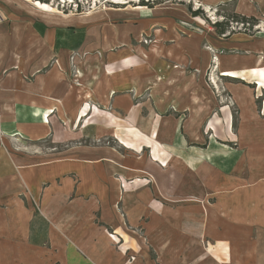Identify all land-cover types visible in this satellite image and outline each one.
I'll list each match as a JSON object with an SVG mask.
<instances>
[{
	"label": "crops",
	"instance_id": "0c3cea01",
	"mask_svg": "<svg viewBox=\"0 0 264 264\" xmlns=\"http://www.w3.org/2000/svg\"><path fill=\"white\" fill-rule=\"evenodd\" d=\"M192 4L264 17V0L68 21L0 0V264H264V33H205ZM47 138L65 148L22 150ZM131 228L154 260L108 236Z\"/></svg>",
	"mask_w": 264,
	"mask_h": 264
},
{
	"label": "rangeland",
	"instance_id": "374dc122",
	"mask_svg": "<svg viewBox=\"0 0 264 264\" xmlns=\"http://www.w3.org/2000/svg\"><path fill=\"white\" fill-rule=\"evenodd\" d=\"M158 0H17V2L30 6L34 10H38V12H43L44 14L47 13V15L54 16V17H63L66 21L72 19V18H78L81 15L82 16H88L91 14H94L96 12H104L107 10H119L122 8H139L141 7L142 3L152 4L157 2ZM160 1V0H159ZM23 2V3H22ZM15 3V2H14ZM7 5V4H6ZM5 7H8V5ZM192 11H195L197 9H201V7H197L195 5H191ZM202 12L197 15L193 16L195 18V23H197V28L201 31H204L205 33L209 32L208 23H215L216 21H221L223 18L222 16L231 15L233 12V5H224L215 7L212 9H201ZM8 14V13H7ZM7 14L0 8V24L5 22L4 29H8L10 24L12 23V19L7 17ZM219 14V15H218ZM258 20V19H257ZM231 30L233 32H244V28L241 25L234 24L232 22L231 24ZM257 32L258 34L264 33V17H260L257 23V26L251 29L250 32ZM152 39L148 36H146L144 39L140 40V43L144 45H148L152 43ZM74 56H71V61H73ZM223 75V74H222ZM256 86V85H255ZM260 87L259 85L256 86V88ZM219 92H222V96H224V101L227 102L226 107H229L232 113L235 115V110L232 107L231 100L228 95L224 94V90L221 87V90ZM218 93V92H217ZM258 101L262 105L264 103V91L258 92ZM229 105V106H228ZM263 108L264 113V105L261 107ZM232 114V115H233ZM83 122L82 124H84ZM87 123V122H86ZM223 123V124H222ZM221 124L224 126L225 130L231 131L233 130L234 124L232 126V122L230 126L226 127L224 125V121L221 119ZM226 131L224 132L226 134ZM12 137V136H11ZM223 139L226 138V135H221ZM10 140V139H9ZM16 142H19L17 139ZM109 143V140H103V143ZM24 143V142H23ZM24 147L22 150H27L28 148H33L38 153H49V152H56L60 151L61 149L65 148V144L60 147V145L53 144L50 139H44L37 142H34V144L30 143H24L22 144ZM13 148H15L13 146ZM108 236L117 244L116 247L119 252H122L125 259L127 261L131 262L135 260L137 257H143L146 256L147 258H151V260H154L156 258L157 252L152 249L147 248H141L139 245L143 242L144 244H147L146 239V233L144 230L140 228H131L128 230L127 233L123 234H116L109 230ZM132 242L133 248H126L129 247V242ZM138 243H140L138 245ZM126 249H125V248ZM144 252V253H143ZM199 257H205V250L199 253Z\"/></svg>",
	"mask_w": 264,
	"mask_h": 264
},
{
	"label": "trees",
	"instance_id": "16d2710c",
	"mask_svg": "<svg viewBox=\"0 0 264 264\" xmlns=\"http://www.w3.org/2000/svg\"><path fill=\"white\" fill-rule=\"evenodd\" d=\"M141 5L147 6V3H142ZM189 11L191 12L192 16L199 15L202 10L197 9L195 11H192V8L189 6ZM219 15V14H218ZM221 21H216L215 23H209L207 20V23L221 36H228L233 33V30H231V24L232 22L234 24L241 25L244 28V32L248 34H252L251 29L257 26L258 20L254 17H245L240 14L232 12L231 15L222 16Z\"/></svg>",
	"mask_w": 264,
	"mask_h": 264
}]
</instances>
